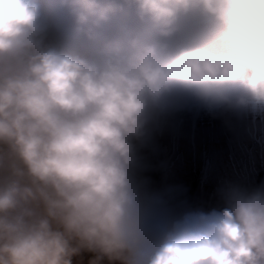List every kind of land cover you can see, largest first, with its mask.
Listing matches in <instances>:
<instances>
[{
    "label": "clouds",
    "instance_id": "9594fccd",
    "mask_svg": "<svg viewBox=\"0 0 264 264\" xmlns=\"http://www.w3.org/2000/svg\"><path fill=\"white\" fill-rule=\"evenodd\" d=\"M264 110V0H0V264H264V180L173 207L166 116Z\"/></svg>",
    "mask_w": 264,
    "mask_h": 264
},
{
    "label": "rangeland",
    "instance_id": "374dc122",
    "mask_svg": "<svg viewBox=\"0 0 264 264\" xmlns=\"http://www.w3.org/2000/svg\"><path fill=\"white\" fill-rule=\"evenodd\" d=\"M154 147L143 150L141 176L173 207L220 206L217 188L225 181L264 180V110L233 118L231 127L196 104L164 117L153 129ZM82 250L73 264H90ZM99 264H109L107 258Z\"/></svg>",
    "mask_w": 264,
    "mask_h": 264
}]
</instances>
